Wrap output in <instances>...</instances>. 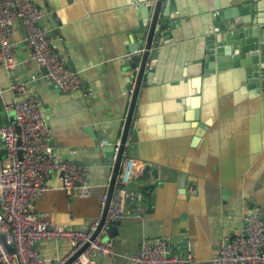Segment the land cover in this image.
I'll return each mask as SVG.
<instances>
[{
	"label": "crops",
	"instance_id": "crops-1",
	"mask_svg": "<svg viewBox=\"0 0 264 264\" xmlns=\"http://www.w3.org/2000/svg\"><path fill=\"white\" fill-rule=\"evenodd\" d=\"M175 1L173 38L153 45L125 152L139 154H131L137 172L129 187L143 191L150 210L140 219L134 204H126L116 233L109 235L117 253L113 258L98 256L97 264H136L132 256L142 241L163 236L170 239L173 254L191 258L187 264H215L219 239L239 234L245 213L264 217V88L247 82L251 71L242 80L234 69H220L221 54L207 52L208 41L214 38L215 43L222 33L215 29L214 15L230 0ZM32 2L42 10V24L68 65L80 72L83 86L64 93L49 82L31 57L19 20L12 32L19 64L8 72L0 61V126L11 120L4 110L15 97L11 82L25 81L43 102L57 156L91 168L87 194L60 189V174L52 173L49 190L36 199L33 212L87 230L104 214L102 198L110 188L117 148L112 159L102 148L120 143L141 64L140 59L135 70L125 64L131 47L145 43L137 36L139 1ZM248 16L242 27L246 31L259 20L254 11ZM261 24L263 19L255 26ZM156 50L157 59L152 55ZM205 63H212L215 71L206 72ZM5 160L0 139V166ZM146 164L162 176L153 185L137 180ZM37 247L48 260L66 258L71 251L67 240L39 241Z\"/></svg>",
	"mask_w": 264,
	"mask_h": 264
},
{
	"label": "built area",
	"instance_id": "built-area-1",
	"mask_svg": "<svg viewBox=\"0 0 264 264\" xmlns=\"http://www.w3.org/2000/svg\"><path fill=\"white\" fill-rule=\"evenodd\" d=\"M43 16L32 0H0L1 65L10 72L19 64L12 32L21 20L27 31L31 57L47 67L49 82L61 92H78L83 86L81 74L68 65L67 57L44 28ZM10 89L15 97L4 105V110L14 112L15 117L0 126V139L6 153V160L0 166V264H66L84 247L71 264H97L96 259L101 255L113 258L117 253L115 244L105 237H109L110 227L124 218L126 204H134V215L140 219L150 210L143 191L129 187L137 172L132 159L124 161L103 223L99 216L87 230H80L35 215L34 203L49 190L48 177L52 173L60 174V189L87 194L91 168L57 156L58 147L52 141L43 102L30 92L25 81H12ZM105 142L107 140L102 144ZM106 200L107 194L102 198V205ZM243 221L239 234L219 239L215 264H264V217L245 213ZM59 240L70 243L69 256L54 260L44 258L37 242ZM7 245H11L13 251ZM132 259L136 264H187L191 258L173 254L170 239L163 236L143 240Z\"/></svg>",
	"mask_w": 264,
	"mask_h": 264
},
{
	"label": "water",
	"instance_id": "water-1",
	"mask_svg": "<svg viewBox=\"0 0 264 264\" xmlns=\"http://www.w3.org/2000/svg\"><path fill=\"white\" fill-rule=\"evenodd\" d=\"M138 1L139 3L137 4L136 12L141 16V27L138 29L137 36L142 38L143 41L145 40V43L142 41V45L135 47L132 46L129 50V57L125 59V64L130 66L132 70L137 68L138 61L140 59L141 64L139 66L136 84L132 92L128 117L120 143L118 146L116 144H110L102 148L107 157L110 159L114 157V151L117 148L116 163L107 194L102 223L106 217L110 200L115 191L122 162L124 160L130 161L132 159L131 154H134V156L137 155V152L135 154L131 152V150L128 152L129 156L125 152L127 150L129 130L133 122L136 103L142 86V77L147 67L151 52L153 51V45L156 47L162 46L173 38L171 32V28L173 26L170 20L171 13L176 11V1ZM250 11H254L258 15L259 20H255V25L260 24L262 19L264 21V0H230V3L225 5L223 10H219V12L214 15V18L217 20L215 29L220 30L222 33L220 37L215 38V43L214 38L213 41H208L207 52L208 55H214L216 52L217 54H221L222 57L219 58V68L226 70L234 69V73L238 74L242 80L246 77V71H251V73L247 75L250 76L248 80L246 79L247 82L255 85L257 84V86L261 89L264 88V25L261 24L259 29L254 25L247 31L244 30L242 27L249 23L250 19L248 14ZM223 34H225V36H223ZM144 36L146 38H143ZM241 44L242 46H240ZM152 55L155 59H157L159 55L158 50H156V52ZM209 57L211 59L213 58V56ZM205 66L207 68L206 72L213 73L215 71L212 63H205ZM41 71L44 74H48V69L44 65L41 66ZM131 75L133 74H130L129 76ZM258 76L261 77V81H259ZM14 117L15 113L11 112V119H14ZM105 136L106 134L102 135V137ZM133 140L135 141V138ZM137 156H139V154ZM158 179H162V176L158 174V169L153 168L151 164H146L137 173V180L143 181L148 185H153ZM100 227L95 232V235L99 232ZM116 231L117 225L111 226L109 235L116 233ZM105 239H109V237H105ZM7 248L10 251H13V247L11 245H7ZM84 249L85 247L71 257L66 264H71Z\"/></svg>",
	"mask_w": 264,
	"mask_h": 264
},
{
	"label": "flooded vegetation",
	"instance_id": "flooded-vegetation-1",
	"mask_svg": "<svg viewBox=\"0 0 264 264\" xmlns=\"http://www.w3.org/2000/svg\"><path fill=\"white\" fill-rule=\"evenodd\" d=\"M240 46H242V44ZM258 77H259V81H261V77L260 76H258Z\"/></svg>",
	"mask_w": 264,
	"mask_h": 264
}]
</instances>
